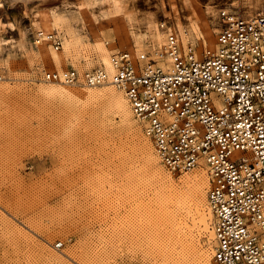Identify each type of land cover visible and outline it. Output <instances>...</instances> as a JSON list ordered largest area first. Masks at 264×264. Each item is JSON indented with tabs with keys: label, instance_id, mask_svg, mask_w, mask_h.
I'll list each match as a JSON object with an SVG mask.
<instances>
[{
	"label": "rangeland",
	"instance_id": "obj_1",
	"mask_svg": "<svg viewBox=\"0 0 264 264\" xmlns=\"http://www.w3.org/2000/svg\"><path fill=\"white\" fill-rule=\"evenodd\" d=\"M179 1L0 0V264H214L211 214L201 226L168 190L205 168L169 172L134 113L99 95L110 86L75 84L95 93L85 98L44 90V71L103 65L100 44L109 57L160 45L162 22L213 48L221 7L264 14V0ZM54 15L61 66L30 35Z\"/></svg>",
	"mask_w": 264,
	"mask_h": 264
},
{
	"label": "built area",
	"instance_id": "obj_2",
	"mask_svg": "<svg viewBox=\"0 0 264 264\" xmlns=\"http://www.w3.org/2000/svg\"><path fill=\"white\" fill-rule=\"evenodd\" d=\"M214 48L167 27L163 45L111 54L80 72L44 71L46 80L112 84L171 173L209 174L214 264H264V14L221 7ZM37 45L63 44L57 31H30Z\"/></svg>",
	"mask_w": 264,
	"mask_h": 264
},
{
	"label": "bare ground",
	"instance_id": "obj_3",
	"mask_svg": "<svg viewBox=\"0 0 264 264\" xmlns=\"http://www.w3.org/2000/svg\"><path fill=\"white\" fill-rule=\"evenodd\" d=\"M42 2H45V1H50V0H40ZM85 1H88V0H85ZM173 1L172 4L177 1V0H171ZM179 1V0H178ZM196 2V1H195ZM179 3L181 4V2L179 1ZM197 3V2H196ZM116 8L118 9V11L121 9V4L119 3H116ZM34 7V6H33ZM184 7V6H183ZM35 8V7H34ZM182 8V7H181ZM116 10V12H118ZM129 12V11H128ZM24 14V13H23ZM62 18V17H61ZM64 19V18H62ZM59 21H60V17L58 15H54L49 21L47 20L44 28L45 29H41L43 31V33L46 34V32L48 33L49 30H52L54 29L58 24H59ZM65 22V20H64ZM201 22V21H200ZM198 24V23H197ZM195 25V24H194ZM208 25V24H207ZM60 26V24H59ZM63 26V25H62ZM196 26V25H195ZM209 27V25H208ZM61 28V27H60ZM207 29V28H206ZM211 29V27H210ZM209 29L206 30L208 31V35H210L211 37H209V41H210V45L211 47L216 46V42H215V39L214 37L212 36V32L211 30ZM35 30H40V29H35ZM187 29L184 28L183 31L181 32H184L186 31ZM54 32V31H52ZM189 32V31H188ZM162 35V34H160ZM97 37V41L99 42L100 44V39H99V36H96ZM164 38V36H163ZM165 38H166V32H165ZM67 39V38H66ZM69 40V39H68ZM68 42V41H67ZM66 42V43H67ZM165 42V40L163 42H161L160 45H163ZM49 41L47 40H44L43 42L39 43L41 44L40 45V54L45 57V59H48V61H54L56 60V62L59 63L58 66H61V65H64L66 64L65 62H67V59H66V56L64 54V50H60L59 52L57 51L55 55L52 54V50L50 49L51 45L49 46L48 45ZM64 43V42H63ZM65 43V44H66ZM37 44V45H39ZM98 44V45H99ZM104 44V43H103ZM63 45V44H62ZM68 45V44H66ZM97 45V44H96ZM97 45V46H98ZM159 45V46H160ZM96 46V47H97ZM214 46V47H215ZM100 49V55H101V60H102V64L103 66L111 71L112 68H111V64H110V57L108 56V54L106 53L105 49L102 47V45L100 44L98 46ZM213 47V48H214ZM68 48V46H66V49ZM54 49V48H52ZM56 49V48H55ZM98 49V48H97ZM73 50V49H72ZM98 50V51H99ZM56 51V50H55ZM54 51V52H55ZM66 51V50H65ZM68 52V51H67ZM71 52V51H70ZM75 52V51H74ZM97 52V51H96ZM73 53V52H72ZM99 54V53H98ZM41 57V56H40ZM42 58V57H41ZM88 59V58H87ZM43 60V58H42ZM55 62V64H56ZM74 67V66H73ZM76 68V67H75ZM79 70V69H78ZM49 71H56V72H62L64 71V69H61V70H49ZM80 71V70H79ZM84 71V70H83ZM83 71H80V72H83ZM49 81V80H48ZM50 84L44 88V90H46L48 93H52V94H56V93H60V94H66L68 96H74V97H78V98H85L87 96H94L95 93L92 92V91H88V90H82V89H75V84H78V83H65V82H54V81H49ZM80 86H84L85 84L83 83H79ZM106 86H110L109 89L105 90L103 93H99V95H102V96H106L108 97V99L110 100V102L113 104V106L115 107L116 110H118L120 113L124 114L126 117L130 118L132 115H133V111H132V108L130 106V103L128 101V99L126 98L125 94L117 89V88H114V85L112 84H102V85H96L95 87H106ZM93 87V86H92ZM148 149V148H147ZM149 154V153H148ZM151 155V160H153V157H155L153 155V153L150 154ZM156 160V159H154ZM203 167V166H201ZM205 168V167H204ZM200 170V169H199ZM206 171V172H205ZM185 179H183L181 182H179L178 184L176 183H169V189L168 187H166V189H168L170 191V193H172L177 199L178 201H181V200H186L189 199V201H192L191 203V206H193L197 213L199 214L200 216V225L201 226H205V228H207L206 226H208V224L206 225V221H207V213H210L211 214V211L209 209V206H208V199H207V196H206V187L209 183V174L207 172V169L205 168V170H200V171H197L191 175H188L187 177H184ZM168 181V180H167ZM166 186V185H165ZM113 188V187H112ZM189 205V207H191ZM208 209V212H206V210ZM192 210V209H191ZM195 211V212H196ZM195 217V216H194ZM198 219V218H197ZM211 220H212V215H211ZM185 221V220H184ZM187 223V222H186ZM197 223V222H196ZM183 226L180 228L182 229L183 231V228H186V225L182 224ZM211 228H212V224H211ZM190 230V229H189ZM188 230V231H189ZM204 230V229H203ZM206 230V229H205ZM213 231V229L211 230ZM182 233V232H181ZM179 234V233H178ZM186 234V232H185ZM190 234V233H189ZM181 239V238H180ZM183 239V238H182ZM181 239V241H182ZM213 249V248H212ZM207 253V252H206ZM207 257V255H206ZM206 259V258H205ZM208 261H206V264H210L209 262V259H207Z\"/></svg>",
	"mask_w": 264,
	"mask_h": 264
}]
</instances>
